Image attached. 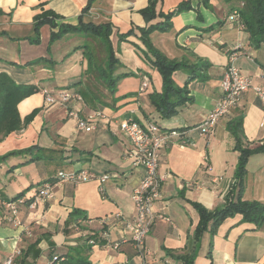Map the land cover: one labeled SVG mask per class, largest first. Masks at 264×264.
Wrapping results in <instances>:
<instances>
[{
    "label": "crops",
    "instance_id": "crops-1",
    "mask_svg": "<svg viewBox=\"0 0 264 264\" xmlns=\"http://www.w3.org/2000/svg\"><path fill=\"white\" fill-rule=\"evenodd\" d=\"M183 1L187 0H161L156 10L167 13ZM87 2L88 0H0V73L7 72L18 83H36L41 89L18 104L22 118L35 109L38 112L19 134L12 133L0 141V156L34 145L44 150L10 157L0 166V190L5 191L0 193V264H5L15 251L19 253L14 257V264H49L52 256L50 252L59 256L65 254L68 246L77 245L89 233L100 237V233L109 231L112 241V235L116 234L115 241L118 242L124 235L129 238L130 233L124 229L123 219L111 218L107 225L102 224L101 219L116 213L123 214L126 219L133 216L131 195L144 173L142 167L123 162L129 160L125 158L124 152L130 147L124 134L116 135L110 130L106 134L83 138L81 131L75 128V120L68 116L65 106L45 104L43 89L57 92L76 84V90L89 92L86 80L90 75L98 76L94 73L95 70L88 69V60L83 51L80 54L78 50L72 49L70 40L74 39V48L86 43L94 60V47L96 49L99 45L104 48L99 37H82L86 41L82 43L81 37L68 33L48 49L51 35L48 24L41 27L40 43L31 44L28 37L35 34L34 18L48 9L59 14V26L77 25L81 17L85 22L110 23V39L115 54L122 63L116 74H135L122 78L117 84V96L135 97L132 105L127 107L131 101H124L121 105L109 101L105 106L106 99L95 98L88 106L85 102L77 104L83 113L86 110L84 114L101 109L115 122L134 111L133 117L142 123L154 120L163 128L185 132L180 138H172L161 150L159 175L162 178V197L155 204L158 216L146 239L152 257L151 263L182 264L173 256L189 251V239L200 219L191 202H198L208 210L221 208L229 201L239 198L264 204V151L251 155H262L261 163L254 168L255 178H248L251 173L248 163L243 180L239 179L236 175L239 151L235 148V137L230 130L231 123L240 120L243 132L241 137L249 148L264 146L263 112L253 90L246 92L239 103L218 121L211 134L205 136L198 128L222 97L221 80L233 49L240 48L237 66L252 76L255 85L264 87V67L258 61L260 59L264 63V49L256 50L249 46L247 33L229 21V4L223 0H211V7H207L200 0H191L193 9L172 18L171 29L177 32V48L172 58L192 63L207 61L211 66L204 71L205 79H197L199 82L196 83L191 80L188 83V96L191 99L180 105L174 116L164 119L156 112L149 99L150 91L161 90L162 81H152L155 70L151 64L146 63L143 55L146 48L138 38L139 31L136 30L138 34H132L124 41L119 40V34L127 33L133 27L147 25L141 10L148 5L149 0H95L91 9L83 14ZM224 3L226 9L222 11L221 4ZM198 13L202 15V19L198 17ZM158 19L160 17L156 20ZM211 25H215V29L205 31ZM158 33L160 31L151 33V41L160 46L159 50L164 54L170 55L165 50L167 48L163 47V38ZM217 56L220 62H224L222 65L215 62ZM40 57H46L50 61L27 64ZM215 66H221L218 75L211 72ZM180 73L185 80L188 78L182 71L175 72L173 78L179 86L183 79L177 80L175 77ZM75 77L77 79L73 80ZM144 80L149 85L145 91H141L140 86ZM99 81L103 83L100 78ZM114 108L123 109L121 113H114ZM138 109L142 111L146 122L140 119ZM251 114L258 118L256 131L247 128L245 124ZM98 127L105 129L101 125ZM39 155H44V158L33 159ZM45 164H55L57 167L76 165L74 169L86 168L99 175L107 173L109 179L103 183L98 179L80 183L60 181L54 178L56 173L43 175L45 172L40 168ZM14 174L17 175L19 185L11 183L8 186L4 180ZM48 179L53 183V198L40 200L34 208H30L29 204L34 201L31 197L35 195L38 185ZM28 188L25 196L30 199L19 206L18 222L8 221L5 202ZM75 209L82 210L93 222L77 219L76 215L70 216ZM101 242L103 243L92 247L89 256L92 264L141 263L131 241L119 242L118 249L109 247L104 240ZM208 254L210 257H207ZM194 264H264V223L256 225L245 222L241 213H234L212 230L209 225L201 236Z\"/></svg>",
    "mask_w": 264,
    "mask_h": 264
},
{
    "label": "trees",
    "instance_id": "trees-1",
    "mask_svg": "<svg viewBox=\"0 0 264 264\" xmlns=\"http://www.w3.org/2000/svg\"><path fill=\"white\" fill-rule=\"evenodd\" d=\"M94 1L95 0H88L86 6L83 8V14L87 13L91 9ZM160 1L161 0H149L148 5L141 10L142 15L147 22L145 27H133L127 33L119 34V40L124 41L128 36L138 34L135 32L136 30L139 31L138 38L146 48V50L143 51L144 58L154 69L159 70L162 76L161 90L150 91L148 94L149 99L160 117L169 119L176 114L177 108L180 105L185 104L191 99L188 96V83L194 79H205L206 76L203 75L204 71L211 66V63L202 60H198L193 63L185 60L171 61L162 51L155 48L150 38L151 33L155 31L164 32L170 30L172 28V18L174 16L193 9L191 0H187L181 2L173 10L167 13L157 12V4ZM200 1L205 6L211 7V0ZM223 1L229 4L230 14L235 9L239 12V19L244 24L242 30H244L248 35L249 46L256 50L264 49V0ZM158 17H160V19L156 20ZM198 17L202 19V15L200 13H198ZM58 18H60L59 14L50 9L43 10L41 13L37 14L33 22L35 34L28 37L29 42L31 44L40 43L41 27L45 24H48L51 28L48 49H50L51 45L55 41L60 40L68 33L76 34L82 37L94 35L102 40L107 53V59L102 64H96L92 51L86 43L76 47L75 50L83 47V55L88 60V69L95 70L97 72L106 88L112 94L115 92L116 85L122 78L134 74L133 72H122L116 74V71L122 67V63L117 58L110 39L112 34L110 23L96 24L92 21L85 22L81 17L80 22L77 25L61 24L59 26L57 23ZM213 29H215V25L205 28V31H212ZM234 50L235 49H233L232 52ZM49 61L50 59H47L46 57H40L28 62L27 64L33 65L47 63ZM258 61L264 67V63L261 62L260 59ZM52 62L55 63L53 60ZM177 71H182L188 75L185 86H179L175 83L173 75ZM40 90L39 85L36 83H18L7 72L3 71L0 73V141L12 133L19 134L21 130L33 120L38 110L35 109L33 112L22 118L18 109V104L23 99L39 92ZM77 91L80 92V90ZM111 96L113 97V95ZM122 97L113 98L117 101ZM104 105L107 106L108 103L105 102ZM135 119L139 121L137 118ZM241 125L242 121H234L230 125V130L235 137V148L239 151L236 175L239 179L243 180V177L246 174V165L249 157L254 153L264 151V146L261 145L255 148H249L248 144H246L244 139L241 137V133H243ZM35 151L43 152L44 150L38 145H34L25 149L10 151L5 155L0 156V166L10 157L32 154ZM42 158H44V155H39L33 159ZM59 172L54 176L57 180H60ZM46 182H51V179L41 183L39 182L40 184L37 189L40 185ZM28 191L29 188L19 192L9 201H14L25 196ZM29 199V197L25 196L24 200L26 202ZM191 204L198 211L200 219L193 236L189 239V251L184 254H177L173 256L178 261H181L182 264L195 263L198 249L200 247L201 236L204 231L208 229L209 225L212 230L214 227H217L223 219L229 215H233L234 213H241L243 215V221L245 222L254 223L256 225L264 223V204L258 201L250 202L239 198L235 201H229L225 206L215 210H208L198 202H191ZM73 215H76L77 219L93 222V220L88 218L82 210H73L70 216ZM102 234L100 233V237H98L97 234H87L86 237L77 245L68 246V251L65 254H60V256L53 255V252H50L52 256L49 264H92L89 258L90 252L95 244L103 243L101 242L104 240L102 238ZM91 240H94L95 244L90 243ZM207 257H210V254H208Z\"/></svg>",
    "mask_w": 264,
    "mask_h": 264
},
{
    "label": "built area",
    "instance_id": "built-area-1",
    "mask_svg": "<svg viewBox=\"0 0 264 264\" xmlns=\"http://www.w3.org/2000/svg\"><path fill=\"white\" fill-rule=\"evenodd\" d=\"M229 19L236 23L242 29L243 22L239 19L237 9L233 10ZM238 49H235L229 55V62L225 67L224 75L221 80V88L223 94L214 108L210 111L206 119L198 126L201 133L205 136L211 134L218 121L227 115L241 100L243 95L249 90H253L261 104L264 119V87L255 85L252 76L244 73L236 64L240 54ZM148 81L144 80L140 86L141 91L148 88ZM44 101L47 106L63 105L66 107L68 116L76 122L78 130L91 132L101 125L103 128L111 130V120L106 115L104 110L96 109L82 115V108L77 104L84 103V97L77 90L61 89L57 92H52L49 89H43ZM131 111L129 116L115 120L118 127L117 130H112L116 135L124 134L129 141L130 147L125 152V158L131 160V164L135 167H142L144 170L143 176L138 186L132 192L131 198L134 205V214L131 218L126 219L123 214L116 213L112 216H105L101 219V223L107 225V221L111 218L123 219L124 229L130 233V237L125 235L119 242H126L130 239L134 250L141 257L140 264H154L146 259L150 255V250L146 245V239L157 219V210L155 204L162 197L161 182L162 178L159 175L161 163L162 148L174 137L180 138L185 134L184 131L178 129H166L160 126L154 120H148L146 123L137 121ZM60 181H68L72 183L87 182L93 179H98L101 183L109 179V175H99L90 169H73L69 172H59ZM101 190L103 188L101 187ZM52 183L46 182L37 189L35 195L31 198L33 202L29 204L30 208H34L40 200H48L53 198ZM25 197H20L14 201L5 202L4 206L8 210V221L17 223V213L19 206L25 204ZM91 223V221H89ZM102 238L106 244L113 248H119L118 241H112L110 232L104 231ZM90 243L95 244L94 240ZM95 244L94 246H97ZM18 251L9 256L5 264H14V257Z\"/></svg>",
    "mask_w": 264,
    "mask_h": 264
},
{
    "label": "rangeland",
    "instance_id": "rangeland-1",
    "mask_svg": "<svg viewBox=\"0 0 264 264\" xmlns=\"http://www.w3.org/2000/svg\"><path fill=\"white\" fill-rule=\"evenodd\" d=\"M227 4V3H226ZM226 4L224 3V4H221L222 5V8H220V4L218 5L217 4V7L218 8H220V9H222V11L224 10V9H226ZM225 7V8H224ZM231 23H233V21H231V20H229ZM232 30H236V29H232ZM159 34V36H161V39H162V42L164 43L163 44V47H166L167 49H165L166 51H169V54L171 55V57H170V55H168V54H165L166 56H167V58L169 59V60H171V61H178V60H176V59H173L172 57H174V56H172V55H174V53L176 52V35H177V32L176 31H173L172 29L171 30H168V31H164V32H162V31H160V33H158ZM75 35H73V37H74ZM77 36H79V35H77ZM163 36V37H162ZM79 37H81L82 38V36H79ZM66 38H70V37H66ZM80 38V40H81V42L82 43H84V42H86L85 40H83V38L81 39ZM160 38L158 39V41L160 42V40H161ZM74 39L73 40H70L69 42H71L72 43V45H73V50L75 49L74 48ZM153 43V42H152ZM135 45V44H134ZM154 46H155V48H157V49H160L159 47L160 46H158L157 44L155 45V44H153ZM135 47H137V49H140L139 48V46H137V45H135ZM174 48H175V51H174ZM78 51H79V53L80 54H82V51H83V47H81V48H79V49H77ZM174 51V52H173ZM94 54H95V62H96V64H102L106 59H107V53H106V50H105V48H103V47H101V46H96V49H95V47H94ZM224 61H225V58H224ZM215 62L216 63H220L221 65L224 63V62H220V58L217 56V59L215 60ZM146 63L148 64V65H150V63L148 62V61H146ZM154 69V68H153ZM155 71H154V73H153V76H152V81L153 82H156V81H162V76H161V73L159 72V70H157V69H154ZM220 70H221V66H215L213 69H211V72L214 74V75H218L219 73H220ZM94 71V70H93ZM94 73L97 75V72L96 71H94ZM134 76H135V74H133ZM133 75H129V76H133ZM129 76H126L127 78H129ZM182 76V73H180L179 75H177L176 77H175V79H177V80H179V79H183V82H182V84H181V86H185V83H186V80H185V78L184 77H181ZM99 76H96V77H94V76H92V75H90V77L86 80V83L88 84V86H89V88H90V90H89V92L88 91H81V94H82V96L84 97V101H85V103H86V105L88 106L89 105V102H91V101H93L95 98H97V99H102V100H105V102H109V101H111V102H115V104H117V105H121L124 101H131V102H129L128 103V106L127 107H129L130 105H132L134 102L133 101H135V97L133 98L132 96L130 97V96H125V97H122V98H120V99H118L117 101L114 99L115 97H117V98H119V97H121V96H117V92L119 91V87H118V85H116V90H115V92L112 94L107 88H106V86H105V84L104 83H100V81H99V78H98ZM125 77V78H126ZM73 80H75V79H77V77H75V78H72ZM98 81H99V83H98ZM194 81H195V83L196 82H199V81H197V79L195 80L194 79ZM212 81V80H211ZM202 82H204V81H202ZM68 89H71V90H76L77 89V85L76 84H71L70 86H69V88ZM188 89H190V87H188ZM111 95H113V97L111 96ZM131 95V94H130ZM115 110H112V112H114V113H121V111H122V109H117V108H114ZM84 113H86V110H85V112ZM83 112H82V115H86V114H84ZM138 115H139V117H140V119H142L144 122H146L147 120L145 119V116L143 115V113H142V111L140 110V109H138ZM258 118L256 117V115L255 114H251V116L246 120V122H245V124H246V127L247 128H249V129H255L254 131H256V129L258 128V126L256 127V124L258 123V120H257ZM161 121V120H160ZM164 121H162V123H163ZM250 126H251V128H250ZM256 127V128H255ZM76 128V130H78L77 129V127H75ZM110 128H111V131L112 130H117L118 129V127H117V125H116V123L114 122V120H112L111 121V126H110ZM78 131H81V135H82V137L83 138H86L87 136H89V135H97V134H102V133H108L110 130L109 129H102L101 127H98L97 126V128L95 129V130H93V131H91V132H85V131H82V130H78ZM110 131V132H111ZM122 134V133H121ZM119 135H120V132H119ZM125 153V152H124ZM253 156V155H252ZM252 156H250V157H252ZM250 157H249V159H250ZM262 157V155H260V156H258V155H255L254 157H252L251 159H250V162H249V159H248V162H247V164L249 163V167H250V176H248V178L250 179V178H252V179H254L255 178V176H256V174H255V169L254 168H256V166H258L260 163H261V158ZM123 161V160H122ZM125 164L126 163H129V164H131V160H124L123 161ZM78 165H81V164H78ZM44 167H42V168H40V170H44V172H45V174H43V175H52V174H57L60 170H62V171H64V172H69V171H71V170H73L75 167H76V165H65V166H63V167H57V165H55V164H45V165H43ZM247 166V165H246ZM130 174H134L133 172H129ZM1 175H3V173L1 174ZM17 175H13V176H9L8 178H7V180H4L6 183H8V186H10L11 185V183H16L17 185H19V181H18V179H17V177H16ZM2 178V180H3V176L1 177ZM21 178H23V177H21ZM36 182V181H35ZM26 187V185L24 186V188ZM0 193L1 194H3V193H5V191H3V189H1L0 190ZM7 194V193H6ZM11 197V196H10ZM112 238H113V241H115L116 239H117V235L116 234H113L112 235ZM140 257V256H139ZM140 259H141V257H140ZM146 259H148V261H151L152 260V257L149 255V256H147L146 257ZM40 264H44V263H40Z\"/></svg>",
    "mask_w": 264,
    "mask_h": 264
}]
</instances>
